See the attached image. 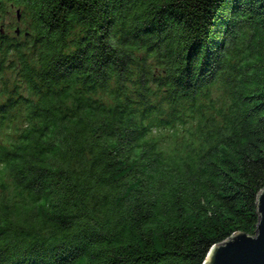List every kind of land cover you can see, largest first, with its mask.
Listing matches in <instances>:
<instances>
[{"label": "trees", "instance_id": "obj_1", "mask_svg": "<svg viewBox=\"0 0 264 264\" xmlns=\"http://www.w3.org/2000/svg\"><path fill=\"white\" fill-rule=\"evenodd\" d=\"M263 182L264 0H0V264H202Z\"/></svg>", "mask_w": 264, "mask_h": 264}, {"label": "water", "instance_id": "obj_2", "mask_svg": "<svg viewBox=\"0 0 264 264\" xmlns=\"http://www.w3.org/2000/svg\"><path fill=\"white\" fill-rule=\"evenodd\" d=\"M254 199L258 217L253 235L236 229L228 238L210 246L202 264H264V182Z\"/></svg>", "mask_w": 264, "mask_h": 264}]
</instances>
